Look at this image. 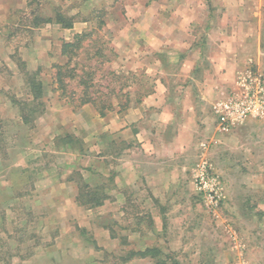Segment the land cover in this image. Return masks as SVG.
<instances>
[{"label":"rangeland","instance_id":"1","mask_svg":"<svg viewBox=\"0 0 264 264\" xmlns=\"http://www.w3.org/2000/svg\"><path fill=\"white\" fill-rule=\"evenodd\" d=\"M24 1L26 6L19 7ZM140 1L146 9H156V13L151 10L150 16L158 14L159 32L165 33L166 38L162 36L161 40L156 41V37L147 41L149 27L144 24L145 30H140V33L142 31L146 37L145 48L122 55V49L116 47L120 40L119 31L127 26L125 22H133L134 18L127 12V7L136 4L137 0H33L29 5L30 0H0V264H121V261L131 259L136 254L134 249L139 243L133 237V232L152 229V222L147 219L134 224L120 221L116 204L88 207L77 201L75 205L69 202L75 194L86 191V185L102 188L103 183L111 190L113 184L115 188L118 148L125 149L124 142L111 139L106 131H102V116L114 109L105 110L101 115L90 104H87V108L83 105L76 110L69 104L54 108L58 91L53 89L56 84H53L52 65L57 62V56H61L62 41L67 40L70 34L53 21L34 24L33 19L35 14L42 18L50 17L57 8L67 16L79 13L78 23L92 9L104 10V26L100 29L96 30L94 20L82 22L86 24L82 30L92 29L96 32L95 36L107 41L103 54L110 57V62L100 65L104 76L96 72L95 77L96 89L103 92L114 90L113 86L122 82L137 80L138 86L140 84L146 88L154 81L152 71L150 75L144 72L147 66L137 67L135 71L125 69L116 74L122 71V65L117 66V56H156L162 61V70L169 74L167 78H172L170 74L179 70L181 58L177 56H186L187 52L194 51L199 53L198 56H204V59L210 56L212 47L208 43V30L213 24L214 27L220 26L219 19L225 14L223 6L228 0ZM172 18L182 23L186 20L189 22L185 30L188 38H184L186 47L183 50L173 41L172 35L167 37L170 31L165 24L171 22ZM145 19L149 20L148 17ZM96 44L87 48L92 52L97 48ZM80 56H85V53ZM250 66L258 71L255 66ZM199 67L211 68L206 59L199 63L191 75L194 80L190 83L192 89L188 96L197 100L202 108L199 112L204 113V117L211 122L215 118L213 101L231 87L217 84L213 87V93L198 91L197 85L204 83L202 75L205 71H200ZM34 71H38L48 91L45 98L30 102L26 78L28 73ZM111 72H114V76ZM133 72L135 79L130 74ZM109 81L110 85L106 87ZM184 95L186 93H180V100L185 99ZM21 115L28 116L30 121L23 125L19 119ZM52 115L65 117L69 123L61 125L59 133L50 138V125L38 130L37 122L42 117ZM208 149L209 145L205 155L218 173L213 159L208 157ZM194 156H190L192 159L188 164L191 169L197 162ZM93 169L99 171L96 173ZM219 178L225 196L222 206L216 212L207 211L196 192L191 195V211L199 216L205 215L208 223L223 228L230 237L228 240L237 245V251L234 249L237 261L244 260L247 258V238L242 233L243 229L228 216L227 191L220 174ZM58 184L66 187L52 189ZM232 232L237 235L235 241L231 237ZM108 236H120L123 247L114 244L111 252H108L105 248ZM154 248L156 251L153 250L152 254L160 262L180 264L181 260L188 257V254L166 251L163 247H159L160 250Z\"/></svg>","mask_w":264,"mask_h":264},{"label":"crops","instance_id":"2","mask_svg":"<svg viewBox=\"0 0 264 264\" xmlns=\"http://www.w3.org/2000/svg\"><path fill=\"white\" fill-rule=\"evenodd\" d=\"M24 6L25 1L19 5ZM223 7L226 11L222 19L220 16V26L213 24L208 30L212 51L205 59L211 68L199 67L200 71L208 72L204 71L202 75L204 83L197 85V90L205 93H213L217 84L232 87L236 72L247 65L255 66L264 76V0H228ZM151 10L156 13L154 7L146 9L140 0L127 7L134 20L130 24L125 22L129 28L123 26L122 30L116 31H119L120 39L116 47L123 52L116 50L122 55L141 51L147 41L156 37V41L162 36L166 38L165 33L159 32L158 14L150 16ZM82 22L75 21L71 28H62L70 34L66 41L83 31L86 22ZM188 23L172 18L165 24L170 31L167 37L172 35L182 50L186 47L184 38H188L185 32ZM144 24L149 27L146 29L150 34L147 41L142 31L140 33L145 30ZM198 54L194 51L177 56L181 63L179 70L170 74L172 78H167L169 74L162 70V61L156 56L116 57L117 66L122 65V71L117 73L147 66L144 72L148 75L152 71L154 81L146 88L133 84L123 86L119 91L116 87L119 97L110 100L114 110L102 116V131H106L111 139L124 142L125 149L118 148L115 188L112 184L109 190L101 184L104 199L100 206L116 204L120 221L134 224L147 219L152 222L149 231L135 228L138 231L133 232V237L139 243L134 249L136 254L148 249L153 252L155 246L159 250L163 247L166 251L188 254L180 264H264V118L248 119L228 133L217 131L215 118L209 122L204 113L199 112L202 108L197 100L188 96L192 89L190 83L194 80L191 75L205 60ZM57 57L54 63H64L65 58ZM41 82L42 98H45L48 88L44 80ZM139 92L147 94L138 98ZM180 93H186L184 100H180ZM126 102L128 105L122 108ZM65 104L68 105L58 97L54 108ZM84 107L87 108V104ZM19 119L20 123L26 124L21 116ZM67 120L56 115L42 117L37 122V129L43 130L50 125V138H53L61 125L69 123ZM203 142L209 145L208 157L213 159L217 174L224 181L228 216L243 229L247 238V258L244 260L237 261L234 252L237 245L228 240L230 237L223 228L208 223L205 215L191 211V195L196 193V187L188 164L192 159L190 156L195 155L194 161L197 160ZM62 187L66 185H54L52 189ZM74 198L69 199L72 205L76 203ZM114 244L123 247L120 236L107 237L105 248L108 252ZM136 254L121 264H171L158 261L151 253Z\"/></svg>","mask_w":264,"mask_h":264},{"label":"trees","instance_id":"3","mask_svg":"<svg viewBox=\"0 0 264 264\" xmlns=\"http://www.w3.org/2000/svg\"><path fill=\"white\" fill-rule=\"evenodd\" d=\"M31 1L28 2V5L31 4ZM34 18V24H42L45 22L53 21L54 23L59 24L61 28H71L75 21L79 20L80 14H74L73 16H67L63 12H60L57 8L54 10V13L50 17L42 18L36 16ZM91 15V16H90ZM104 16L105 12L102 9H92L86 16L82 17L83 22H90L94 20L96 23V30L104 26ZM95 31L92 29L83 30L79 33H75L72 38L68 41H62L60 45V55L65 58L64 63L62 64H53L52 68L54 69V80L53 83L56 84L54 90L58 91V97L60 99L66 100V102L72 106L74 110L80 109L81 106L85 104H90L96 108L99 114L103 115L105 110L112 109V104L110 102L111 98H118L119 91L123 86H129L139 83L137 80H132V82H122L121 84H116L113 86L114 90L105 91L96 89V72L100 76H104L101 71L100 65L109 63L110 57L105 56L103 51L107 48V41L102 40V37L96 35ZM86 43V44H85ZM97 43V48L91 52V49L87 47L94 46ZM85 53V56H80L82 53ZM91 52V53H90ZM98 69V70H97ZM100 71V72H99ZM114 76V72H111ZM119 74V73H116ZM132 78L135 79V74L130 73ZM27 84L29 87V95L31 96V101L41 99L42 97V82L39 78L38 71L30 72L27 74ZM99 79V77L97 78ZM109 82L106 83V87H109ZM140 86V84H139ZM119 89V91L116 89ZM147 93H138V98ZM122 97H125V94H121ZM110 99H108V98ZM106 98V102H103V99ZM108 99V100H107ZM126 102L123 107L127 106ZM43 111V110H42ZM41 113V112H40ZM24 123H28L30 120L28 116L21 115ZM86 191L82 190L79 194L76 195V201L80 205L88 207H96L102 204L104 199L103 190L101 187L91 188L86 185ZM148 253L152 254L151 250H146L144 252H138L140 256H145Z\"/></svg>","mask_w":264,"mask_h":264},{"label":"built area","instance_id":"4","mask_svg":"<svg viewBox=\"0 0 264 264\" xmlns=\"http://www.w3.org/2000/svg\"><path fill=\"white\" fill-rule=\"evenodd\" d=\"M216 129L228 133L248 119L264 117V76L247 66L236 72L230 90L212 103ZM207 142L200 144L201 155L192 168L196 192L209 212H216L223 204L224 192L219 175L205 155ZM231 237L237 238L232 232Z\"/></svg>","mask_w":264,"mask_h":264}]
</instances>
